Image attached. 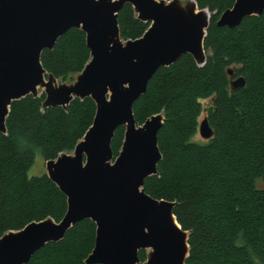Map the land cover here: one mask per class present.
<instances>
[{"label":"trees","instance_id":"16d2710c","mask_svg":"<svg viewBox=\"0 0 264 264\" xmlns=\"http://www.w3.org/2000/svg\"><path fill=\"white\" fill-rule=\"evenodd\" d=\"M194 1L210 13L204 63L185 54L160 68L133 105L137 126L163 117L157 174L142 189L153 199L175 203V219L188 233L185 264H264V12L234 29L220 28L219 17L236 0ZM118 25L125 42L142 38L150 27L129 4L118 13ZM90 59L79 29L41 54L48 75L63 82H74ZM237 78L245 84L234 89ZM45 101L42 93L12 102L6 132H0V238L33 222L59 223L67 212V197L58 186L45 172L30 171L38 158L44 166L73 152L97 107L90 97L74 98L66 107H48ZM205 118L213 132L208 140L199 134ZM124 134V127L115 131L114 158ZM95 238L96 224L83 220L27 264H86ZM147 258L141 250L140 264Z\"/></svg>","mask_w":264,"mask_h":264},{"label":"water","instance_id":"95a60500","mask_svg":"<svg viewBox=\"0 0 264 264\" xmlns=\"http://www.w3.org/2000/svg\"><path fill=\"white\" fill-rule=\"evenodd\" d=\"M127 4L150 27L142 38L123 44L118 13ZM263 12L264 0H236L217 26L234 29ZM209 20L210 13L198 9L195 1L184 8L165 0H0V132H6L12 102L37 97L39 87L46 89L48 107H66L74 98L87 97L97 107L73 155L62 154L45 165L48 177L67 197L65 216L59 223L33 222L2 236L0 264H27L83 220L96 224L95 246L86 264H140L139 252L147 249L152 251L143 264H185L188 233L175 219V203L153 199L142 189L157 174L163 117L137 126L133 105L160 68L185 54L204 63ZM71 29L86 34L91 59L73 85L57 88L41 54ZM244 84L243 78L231 82L234 89ZM119 127L125 128L124 141L114 158L111 144ZM199 134L205 140L213 135L206 118Z\"/></svg>","mask_w":264,"mask_h":264},{"label":"rangeland","instance_id":"374dc122","mask_svg":"<svg viewBox=\"0 0 264 264\" xmlns=\"http://www.w3.org/2000/svg\"><path fill=\"white\" fill-rule=\"evenodd\" d=\"M167 2L168 3L169 2H176V3H178L180 6H182L184 8L193 7V5H194V0H171V1H167ZM121 41H122L123 44H125V41H123V40H121ZM77 77H76V79H77ZM76 79H75V81H76ZM46 80H47V78H46ZM74 82H63L61 80H57V79L54 78V86L57 87V88L62 86V85L71 86V85L74 84ZM45 92H46L45 88H43V87H39L38 88V96H40L42 93H45ZM65 154L73 155V152L65 153ZM113 161H114V159L112 161H110V164H113L114 163ZM45 165L43 166L41 159L38 158L37 161H36V164L31 169L30 174L33 175V176H37V175H40L41 171L46 173L47 171H46ZM145 251H146L147 255L149 256L152 250L151 249H147Z\"/></svg>","mask_w":264,"mask_h":264}]
</instances>
